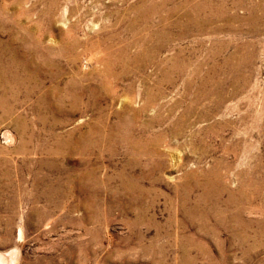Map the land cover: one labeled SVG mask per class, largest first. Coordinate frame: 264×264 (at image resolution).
Masks as SVG:
<instances>
[{
    "label": "rangeland",
    "instance_id": "1",
    "mask_svg": "<svg viewBox=\"0 0 264 264\" xmlns=\"http://www.w3.org/2000/svg\"><path fill=\"white\" fill-rule=\"evenodd\" d=\"M0 264H264V0H0Z\"/></svg>",
    "mask_w": 264,
    "mask_h": 264
},
{
    "label": "bare ground",
    "instance_id": "2",
    "mask_svg": "<svg viewBox=\"0 0 264 264\" xmlns=\"http://www.w3.org/2000/svg\"><path fill=\"white\" fill-rule=\"evenodd\" d=\"M140 6V5H139ZM199 9V8H198ZM197 9V10H198ZM191 13V15L192 16H194L193 18H194V20H196L197 18L195 17L196 16V12H190ZM189 17V16H188ZM198 21V20H197ZM159 42V41H158ZM155 53V52H154ZM236 57V56H235ZM188 83L190 84V81H188ZM234 89L236 90V88L234 87ZM232 91V90H231ZM233 92V91H232ZM227 94V93H226ZM209 95H213L215 98V100H218V101H221V98H223V96H226V95H221V93H220V91H213V92H210V93H205V94H201V95H199L198 97H195L196 98V100L198 101V98L199 97H201V96H203V97H208ZM228 96H230V95H227V97ZM202 97V98H203ZM225 99H227L226 97H225ZM200 102V101H199ZM217 105H215V107H216ZM213 107V106H212ZM218 107V106H217ZM214 108V107H213ZM209 112H210V109H209ZM212 114V113H211ZM198 116V115H197ZM209 116V113H202L200 116H198V117H201V118H207ZM220 125V124H219ZM177 131V130H176ZM215 131V130H214Z\"/></svg>",
    "mask_w": 264,
    "mask_h": 264
}]
</instances>
